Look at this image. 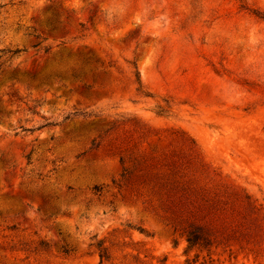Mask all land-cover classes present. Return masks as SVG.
I'll list each match as a JSON object with an SVG mask.
<instances>
[{
	"label": "rangeland",
	"instance_id": "obj_1",
	"mask_svg": "<svg viewBox=\"0 0 264 264\" xmlns=\"http://www.w3.org/2000/svg\"><path fill=\"white\" fill-rule=\"evenodd\" d=\"M263 17L0 0V264H264Z\"/></svg>",
	"mask_w": 264,
	"mask_h": 264
},
{
	"label": "trees",
	"instance_id": "obj_2",
	"mask_svg": "<svg viewBox=\"0 0 264 264\" xmlns=\"http://www.w3.org/2000/svg\"><path fill=\"white\" fill-rule=\"evenodd\" d=\"M262 19L264 20V17ZM50 125V123H47L42 127ZM245 200H248V197H245ZM184 234L188 247L193 248L198 245L206 244L208 239L205 237V235L208 234L209 237L212 233L209 229H207V226L199 225L194 221H191L186 224Z\"/></svg>",
	"mask_w": 264,
	"mask_h": 264
}]
</instances>
